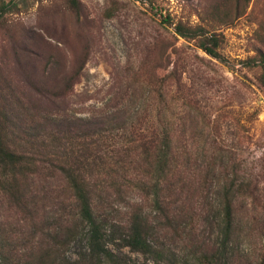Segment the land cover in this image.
<instances>
[{"label": "rangeland", "instance_id": "374dc122", "mask_svg": "<svg viewBox=\"0 0 264 264\" xmlns=\"http://www.w3.org/2000/svg\"><path fill=\"white\" fill-rule=\"evenodd\" d=\"M3 1L15 6L0 16V107L24 119L128 111L127 135L119 142L135 149L124 155L121 196L111 194L108 205L113 188L98 192L106 201L97 213L109 220L103 232L112 254L100 263L197 264L199 253L207 252L215 264H260L264 90L258 67L240 61L264 53V0H77V9L65 0ZM164 15L219 34L221 59L173 38L172 26L159 22ZM150 129L156 142L166 133L170 165L180 170L170 178L164 212L138 186L153 180L143 162L135 167L140 134ZM100 172L94 169L90 180L99 179L96 174L107 180ZM32 178L20 207L0 196V254L10 264H24L36 242L58 229L60 207L69 201L57 172ZM224 183L231 199L229 227ZM33 191L36 205L30 202ZM135 203L157 230V256L123 243L125 214ZM85 236L83 229L66 250L69 262L85 256Z\"/></svg>", "mask_w": 264, "mask_h": 264}, {"label": "trees", "instance_id": "16d2710c", "mask_svg": "<svg viewBox=\"0 0 264 264\" xmlns=\"http://www.w3.org/2000/svg\"><path fill=\"white\" fill-rule=\"evenodd\" d=\"M153 3V0H140ZM67 5L77 9V0H65ZM15 6L11 2L0 0V16ZM161 24L171 25L175 37H180L200 49L206 55L221 59L218 53L219 34L208 32L202 26H190L181 22L173 23L168 15L160 16ZM170 45V44H169ZM241 64L248 68L258 67L257 80L264 90V53L242 59ZM21 112L0 107V196L5 197L10 204L21 206V202L31 187L28 179L53 171L57 172L59 180L63 181V190L68 202L60 207L63 209V219L57 230L49 231L46 239L36 242V246L27 254L24 264H101L103 257L112 258L110 250L104 243V228L106 219L97 213L98 204L103 205L99 190L111 186L109 197L121 196V184L118 178H125L124 155L135 149L131 144L119 142L125 132L128 111L98 112L90 117H30L24 119ZM19 123H14L16 120ZM148 130V129H147ZM147 133V134H145ZM140 134V150L137 151L138 164H145L152 181L148 186L139 184L148 196L150 204L164 212L167 207L166 193L171 191V177L179 176L180 170L170 165V147L165 132H160L159 139L152 137L156 132L152 129ZM158 136V134L156 135ZM155 136V137H156ZM155 140H153V139ZM111 139V142L108 141ZM113 139V140H112ZM172 154V153H171ZM121 158V159H120ZM132 162V161H131ZM96 169L105 173L108 179L90 180L91 172ZM53 170V171H52ZM97 173V172H96ZM112 177V178H111ZM124 180V179H123ZM93 182V183H92ZM172 186V187H171ZM179 190V189H178ZM224 226L231 222V199L229 188L222 185ZM34 191L30 202L34 205ZM164 216L167 217L166 212ZM168 223V222H167ZM123 227L126 230L123 243L129 249L143 254L159 255L160 245L157 244V230L151 224L148 216L138 203L126 215ZM86 229L84 241L85 256L74 263L65 256L72 242ZM42 230L41 228L39 229ZM47 234V233H46ZM83 255V254H82ZM0 264H10L3 254H0ZM197 264H215V256L200 252ZM260 264H264V259Z\"/></svg>", "mask_w": 264, "mask_h": 264}]
</instances>
